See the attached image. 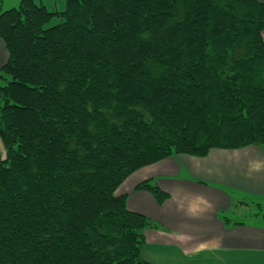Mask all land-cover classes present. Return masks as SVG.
Returning <instances> with one entry per match:
<instances>
[{"label":"trees","instance_id":"obj_1","mask_svg":"<svg viewBox=\"0 0 264 264\" xmlns=\"http://www.w3.org/2000/svg\"><path fill=\"white\" fill-rule=\"evenodd\" d=\"M0 37V264H148L126 178L264 144V0H20Z\"/></svg>","mask_w":264,"mask_h":264},{"label":"crops","instance_id":"obj_2","mask_svg":"<svg viewBox=\"0 0 264 264\" xmlns=\"http://www.w3.org/2000/svg\"><path fill=\"white\" fill-rule=\"evenodd\" d=\"M7 59L0 37V68ZM0 154L5 155L1 138ZM143 180L170 196L159 204L150 191L137 189ZM118 193H127L131 210L162 224L146 230L142 254L148 264H264L263 220L232 221L222 214L234 202L264 207V144L168 156L134 171Z\"/></svg>","mask_w":264,"mask_h":264},{"label":"rangeland","instance_id":"obj_3","mask_svg":"<svg viewBox=\"0 0 264 264\" xmlns=\"http://www.w3.org/2000/svg\"><path fill=\"white\" fill-rule=\"evenodd\" d=\"M37 3L45 5L49 10H58L62 11L65 9L67 0H35ZM20 0H2L0 4V12L18 6ZM61 17L59 15H54L51 21L48 23V25H52L55 23H58L61 21ZM238 203V202H237ZM234 202L232 207L230 209H225V211H222V214L227 216L228 218H231L232 221H242L244 220L245 222H253L255 220L261 219L262 215L261 212L257 215H254L253 212L259 211L256 206L253 204L249 205L247 208L246 207H240L236 206L237 204ZM257 209V210H256ZM261 262L263 261L262 259L260 260ZM263 263V262H262ZM256 262V263H249L248 264H262ZM234 264H239V262H236Z\"/></svg>","mask_w":264,"mask_h":264}]
</instances>
